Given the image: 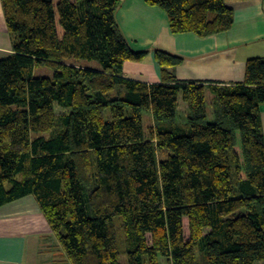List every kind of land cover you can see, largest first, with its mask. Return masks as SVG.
I'll return each instance as SVG.
<instances>
[{
  "label": "trees",
  "instance_id": "obj_1",
  "mask_svg": "<svg viewBox=\"0 0 264 264\" xmlns=\"http://www.w3.org/2000/svg\"><path fill=\"white\" fill-rule=\"evenodd\" d=\"M0 1L13 50L0 59V206L32 195L71 264L122 252L127 264H264V58L247 59L242 82L205 83L178 80L183 58L156 48L161 81L146 83L123 73L148 50L122 35L121 0ZM145 1L174 34L234 21L225 0Z\"/></svg>",
  "mask_w": 264,
  "mask_h": 264
},
{
  "label": "crops",
  "instance_id": "obj_2",
  "mask_svg": "<svg viewBox=\"0 0 264 264\" xmlns=\"http://www.w3.org/2000/svg\"><path fill=\"white\" fill-rule=\"evenodd\" d=\"M233 9L232 26L221 33L198 36L171 32L164 11L145 0H121L115 18L134 50L146 49L140 62L125 61L126 77L146 83L161 81L153 50L160 48L183 58L173 67L178 80L195 82H242L251 57L264 58V0H225ZM0 1V59L12 53ZM182 101L181 96L178 98ZM179 108V107H178ZM264 136V104L260 106ZM0 264H71L32 195L0 206Z\"/></svg>",
  "mask_w": 264,
  "mask_h": 264
},
{
  "label": "rangeland",
  "instance_id": "obj_3",
  "mask_svg": "<svg viewBox=\"0 0 264 264\" xmlns=\"http://www.w3.org/2000/svg\"><path fill=\"white\" fill-rule=\"evenodd\" d=\"M95 64V63H94ZM36 74H44V75H48V76H51L52 75V71L48 68H43V67H40V68H37L36 69ZM206 103H207V119L209 121H212L213 120V116H212V111H213V106H212V94L207 92L206 94ZM178 122L179 123H185L186 122V117H187V109L185 107V104L180 101L179 102V106H178ZM56 112L58 114L60 113H63L64 110L59 108V107H56ZM108 115V113H107ZM142 123H143V129H144V134L146 136H148L149 134V127H151L152 125V118H151V115L148 111L144 110L143 113H142ZM164 157V153H159L158 154V158H163ZM185 234H186V237H187V225H186V221H185ZM122 250V248H120ZM123 251V250H122ZM119 262L120 264H127V258H126V255L125 253H121L120 256H119ZM160 262L161 264H166L165 261H164V258H160Z\"/></svg>",
  "mask_w": 264,
  "mask_h": 264
}]
</instances>
